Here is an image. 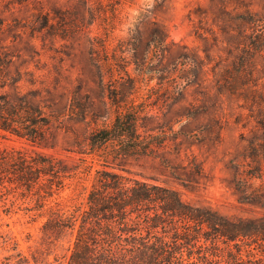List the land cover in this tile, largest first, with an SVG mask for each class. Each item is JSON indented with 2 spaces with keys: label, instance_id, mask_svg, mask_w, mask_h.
I'll use <instances>...</instances> for the list:
<instances>
[{
  "label": "trees",
  "instance_id": "trees-1",
  "mask_svg": "<svg viewBox=\"0 0 264 264\" xmlns=\"http://www.w3.org/2000/svg\"><path fill=\"white\" fill-rule=\"evenodd\" d=\"M5 1L0 0V137L22 145L0 147V193L29 199V211L46 221L41 246L30 257L2 230L10 213L0 208V249L8 253L0 264L48 263L52 247L69 230L75 239L66 264H264V215L227 216L126 169L133 158L148 156L170 164L163 156L170 146L157 139L176 124L191 133L194 123L206 120L221 136L223 120H229L226 102L232 107L243 98L251 112L245 117L257 124L247 154L258 164L255 178L264 180V4L196 5L189 13L196 46L171 41L156 20L157 8L143 10L130 36L118 42L110 25L93 35L92 24L70 26L66 13L55 24L57 17L44 15L41 27L51 36L63 38L62 28L84 35L91 63L75 80L60 71L48 82V75L38 73L43 67L34 44L20 47L13 32L18 19L14 7L2 6ZM112 113L110 126L84 134L68 125L88 124L89 118L96 123ZM69 135L65 145L62 138ZM60 150L68 155H58ZM167 166L183 182L199 183L200 164L192 172ZM91 175L86 206L63 196L72 185L85 189ZM254 196L248 202L264 208V195Z\"/></svg>",
  "mask_w": 264,
  "mask_h": 264
},
{
  "label": "rangeland",
  "instance_id": "rangeland-1",
  "mask_svg": "<svg viewBox=\"0 0 264 264\" xmlns=\"http://www.w3.org/2000/svg\"><path fill=\"white\" fill-rule=\"evenodd\" d=\"M208 1L6 0L2 2V6L7 4L14 7L18 22L13 32L19 36L20 47L25 41H31L34 44L39 52L37 56L39 66L43 67V71L38 73L42 76L48 75L44 77L48 82H53L60 71L65 75H71L75 80L82 71L90 69V55L84 35L75 36L72 30L62 28L60 31L64 35L63 38L62 36L53 37L47 32L48 30H43L41 25L44 15L57 17L51 20V23L55 24L61 22L59 14L66 13L70 17L67 24L70 26L92 24L89 29L92 30L93 35L102 31L101 25H110L113 27L111 29L114 31L115 42H118L130 36V31L143 10L149 7L157 8L156 20L166 26L171 41L196 46L198 41L192 34L193 23L189 13L196 5H204ZM252 3L258 8L264 4V0H252ZM4 14L10 15L8 11ZM13 20L9 17L8 23H13ZM62 26H65V23L62 22ZM155 84L156 82H152V85ZM231 105L230 101L226 102L225 110L229 120L227 123L226 119L223 120L224 129L221 136L209 130L213 123L206 120L194 123L191 133L182 130V124H176L174 131L160 133L157 139L167 141L170 146L168 151L163 153L164 157L170 159L168 160L170 164H165L160 158L148 156L133 158L126 169L133 173V176L142 177L150 183L177 189L183 200L191 204L209 206L232 217L264 215V208L248 202L257 193L264 195V180L255 178L258 164L248 156L246 149L248 141L256 132L257 124L254 119L245 117L251 112L244 108L249 106L243 98L235 101L232 107ZM239 113L245 115L238 117ZM114 118L115 113H112L96 123L89 118L88 124H76L69 121L68 125H71L74 131L84 134L94 128L110 126ZM70 136L62 138L64 144L65 141L71 140ZM21 145L19 141L0 137V147ZM178 152L180 156H177ZM58 155L66 156L68 153L60 150ZM198 164L201 165L202 172L199 183L195 184L176 178L177 176L172 174V170L167 166H179L192 172L198 170ZM92 179L91 175L84 181L85 189L72 185L63 193V196L69 199L75 197L76 204L86 206ZM31 206L29 199L25 200L16 192L0 193V208L10 213L4 216V221L9 226L2 230L9 234L13 242L18 243L19 250L30 257L41 246L42 226L46 221L45 216L30 212ZM74 239V233L70 230L65 233L62 239L52 247L51 254L47 258L48 263L44 264H66L65 256L68 255ZM6 254H8L6 251L0 249V258Z\"/></svg>",
  "mask_w": 264,
  "mask_h": 264
}]
</instances>
